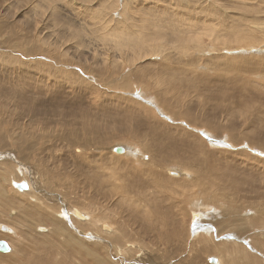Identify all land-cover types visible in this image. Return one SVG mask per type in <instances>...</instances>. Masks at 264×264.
<instances>
[{"label": "rangeland", "instance_id": "obj_1", "mask_svg": "<svg viewBox=\"0 0 264 264\" xmlns=\"http://www.w3.org/2000/svg\"><path fill=\"white\" fill-rule=\"evenodd\" d=\"M262 178L264 0H0V264H264Z\"/></svg>", "mask_w": 264, "mask_h": 264}, {"label": "bare ground", "instance_id": "obj_2", "mask_svg": "<svg viewBox=\"0 0 264 264\" xmlns=\"http://www.w3.org/2000/svg\"><path fill=\"white\" fill-rule=\"evenodd\" d=\"M100 120H101V119H100ZM159 138H160V137H159ZM156 139H157V138H156ZM160 141H161V140H160ZM157 144H159V143H157ZM117 146H120V147H119V148H116ZM157 146H158V145H157ZM165 146H166V145H164V147H165ZM153 147H154V146H153ZM162 147H163V146H162ZM156 148H157V147H156ZM152 149H153V148H152ZM202 150H203V149H202ZM111 151H112V154H113L114 157H117V156H118V157H121L122 154H126V153H129V152H130V151H129V145H128V144H125V143H121V142L118 143V144L115 143V145L113 144V145H112V148H111ZM157 154H158V151H157ZM160 154L162 155V152H160ZM160 154H158V155H160ZM155 156H156V155H155ZM202 160H203V159H202ZM203 161H204V160H203ZM212 170H213V169H212ZM168 173H169L170 175H172V176H175V178H176V177L178 178V177L182 174L181 171H180L179 169H177V168H176V169H169V170H168ZM185 175L187 176L186 172H185ZM213 175H214V174H213ZM216 175H217V176H214V177H216V179H217V180H220V181H222V180L228 178L227 175H226V178L224 177V176H225L224 173L220 176V175L218 174V172H216ZM228 175H229V174H228ZM188 176H191L190 172H188ZM232 177H234V176L232 175ZM236 177H237V176H235V179H236ZM173 178H174V177H173ZM192 178H193V177H192ZM192 178H191V180H192ZM229 178H230V177H229ZM179 179H180V178H179ZM262 179H264V178H262ZM230 180H232V179H230ZM237 180H239V178H237ZM260 180H261V179H260ZM261 181H262V180H261ZM250 182H251V181H250ZM229 183H230V182H229ZM238 184H239V183H238ZM238 184H236V186H238ZM16 185L18 186L19 184L16 183ZM16 185H15V186H16ZM29 185H30V182H29ZM199 185H200V184H199ZM31 186H32V185H31ZM31 186H30V187H31ZM236 186H235V187H236ZM239 186H240V185H239ZM19 187L22 188V186H19ZM30 189H32V187H31ZM30 189H29V190H30ZM20 192H23L22 194H25L26 191H20ZM20 194H21V193H20ZM121 197H123V196H121ZM72 209H73V208H71V211L76 210V212L80 213L84 218H86V215H87V214H86L83 210H81L80 208H76V207H75L73 210H72ZM73 214H74V212H73ZM196 215H197V216H196ZM198 216H200V213L194 215L195 218H197ZM88 217H89V216H88ZM88 217H87V218H88ZM192 217H193V216H192ZM201 217H202V216H201ZM88 219H89V218H88ZM197 219H198V218H197ZM198 220H199V219H198ZM91 221H92V220H91ZM164 221H165V219H164ZM104 222H105V221H104ZM166 222H167V220H166ZM166 222L163 223V224L166 225V224H167ZM0 223H1V222H0ZM2 223H3V222H2ZM102 223H103V222H102ZM196 224H197V223H196ZM5 225H7V226L10 228V230H12L13 228L15 229V227L12 226V225H10V224L5 223ZM11 226H12L13 228H12ZM200 226H201V225H200ZM200 226H199V227H200ZM215 226H216V225H215ZM101 227H102L101 230L103 231V229H104V232L106 231V232H108V234L112 232V225H111L110 223H107V222H106V223H103ZM204 227H205V225H204ZM204 227H203V228H204ZM217 229H218V228H217ZM196 230H197V229H196ZM204 230H205V229H204ZM197 231H198V230H197ZM207 231H210V229H209V230L207 229L206 232H207ZM222 231H223V230H222ZM12 232L14 233L15 230H14V231L12 230ZM113 232H114V231H113ZM201 232H202V231H201ZM119 233H120V232H119ZM198 233H199V232H198ZM202 233H203V232H202ZM6 234H7V233H6ZM195 234H196V232L194 233V235H195ZM199 234H200V233H199ZM105 235H106V234H105ZM196 235H197V234H196ZM115 237H116V236H115ZM5 238H6V239H5ZM167 238H168V237H167ZM0 239H5L6 241L9 242V244H10L11 247H12V244H11L10 240L7 239V237H4V238L1 237ZM120 239H121V237H120ZM122 242H123V238H122ZM204 242H205V241H204ZM206 242H207V241H206ZM117 243H118V242H117ZM114 244H116V242H115ZM121 244H122V243H121ZM118 245H119V244H118ZM118 245L116 246L117 248H118ZM124 245H125V244H124ZM119 246H120V245H119ZM125 246H126V245H125ZM125 246H124L123 248H126ZM117 248H116V249H117ZM120 248H121V247H120ZM123 248H122V249H123ZM13 249H14V248H13ZM118 250H119V249H118ZM120 251H121V249L119 250V252H120ZM124 251H125V250H124ZM10 252H11V251H10ZM116 252H118V251L116 250ZM2 253H4V252H2ZM122 253H123V251H122ZM117 255H118V254H117ZM119 255H120V254H119ZM212 256H213V255H212ZM2 259H3V258H2ZM213 259H214L215 261H213ZM213 259H211V261L214 262V264H221V263H220V259L217 260V261H216L215 258H213ZM4 261H5V259H4ZM39 262H40V261H39ZM44 262H45V261H44ZM49 262H50V261H49ZM42 263H43V262H42ZM48 264H49V263H48Z\"/></svg>", "mask_w": 264, "mask_h": 264}, {"label": "water", "instance_id": "obj_3", "mask_svg": "<svg viewBox=\"0 0 264 264\" xmlns=\"http://www.w3.org/2000/svg\"><path fill=\"white\" fill-rule=\"evenodd\" d=\"M120 146H117L116 148H119ZM22 188H24L23 185H21ZM0 229H2L3 231L9 232L10 228L5 225L4 223H0ZM12 250L11 245L9 244L8 241H6L5 239H0V252H10Z\"/></svg>", "mask_w": 264, "mask_h": 264}]
</instances>
